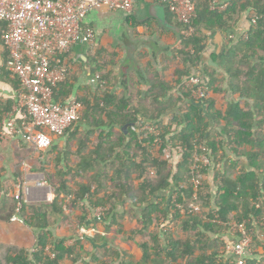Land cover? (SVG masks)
<instances>
[{"label": "trees", "instance_id": "1", "mask_svg": "<svg viewBox=\"0 0 264 264\" xmlns=\"http://www.w3.org/2000/svg\"><path fill=\"white\" fill-rule=\"evenodd\" d=\"M219 1L221 4L229 2V6L216 11L211 9L212 0H194L195 35L182 36L179 49L175 51L184 67L177 73L178 83L181 85L182 77L190 76L202 66L210 78L209 89L213 88V70L201 59L208 34L228 31L237 12L251 11L258 16V21L247 32V40L232 41L227 46L228 52L212 56L229 75L232 90L254 101L251 109L244 101L228 106L223 118L226 128H230L228 133L235 136L229 143L233 141L231 146L237 156L245 157L250 166L242 168L241 161L227 160L221 173L216 175L217 170H214L212 186L203 181L197 200L193 198L191 181L195 155L208 154L214 163L225 161L217 139L221 135L219 131L214 132L216 117L210 98L204 103L209 121L203 116L201 105L196 103H189L184 112L182 109L177 113L172 111L178 104L183 106L189 101V94L180 89L181 96L176 101H157L150 107L152 112L145 113L140 105L135 106L132 97H119L111 92L104 73L108 62H100V59L95 69L100 79L94 90L84 86L80 88L83 95L73 97L77 80L69 75L54 92V101L83 104L80 122L90 131L79 141L78 168L60 170L56 174L60 179L58 187H54L51 175H47L48 183L55 189L50 206L57 216L64 215V206L74 215L78 211L75 219L79 227L101 225L107 233L114 229L124 234L130 244L142 250L141 264H237V258L227 252L228 241L224 240L234 223L244 227L252 237V251L245 256V264H264V252L258 251L260 247L264 250V0ZM6 64L7 61L3 80L9 78L16 90L18 78L10 73ZM13 102L0 103V122ZM164 117L171 118L170 124H163ZM149 122L162 126L159 137L142 131L141 127L131 126L126 134L123 131L126 125ZM96 133V140H90ZM200 146L206 150H199ZM246 147L249 150H245ZM168 149L173 152L170 156ZM178 149L183 153L178 154ZM12 150L10 187L4 177L5 168L2 165L0 168V223L6 225L15 224L11 217L16 213L17 202L11 197L10 188L21 180V164L28 161L33 167H40L34 146L16 141ZM86 150L89 152L85 153ZM238 167L240 170L236 173ZM190 204L199 205L202 211H190ZM97 208L106 209L100 223L90 221L89 217ZM19 213L26 225L19 230L26 237L17 243H0V264H92L100 260L106 261L101 264H116L120 254L107 245L97 251L94 260L81 259L77 249L82 248L83 237L78 233L72 237V246H66L67 238H53L49 230L50 212L46 209L39 211L36 206L24 203ZM177 230L183 233V238L177 236ZM93 238L100 244L106 240L101 235ZM235 242L232 240L233 244ZM122 262L132 264L125 256Z\"/></svg>", "mask_w": 264, "mask_h": 264}, {"label": "crops", "instance_id": "2", "mask_svg": "<svg viewBox=\"0 0 264 264\" xmlns=\"http://www.w3.org/2000/svg\"><path fill=\"white\" fill-rule=\"evenodd\" d=\"M133 4V10L129 13L95 9L87 15L81 28L93 30L95 34L94 48H88L86 51L88 65L92 68L93 74H96L95 69L99 63V59L100 62H108L104 73L109 79L108 85L110 86L111 92L119 97H132L135 101V106L140 105L142 111L149 114L152 112L150 107L154 103H157V101L159 103L174 102L177 97L181 96L179 90L180 84L178 83L180 78L177 73L180 69H184V67L181 65L180 59L176 57L175 51L179 49L182 36L179 38L176 32L161 28L157 20L153 17L157 16V11L154 9L157 7L154 6L156 4H163L160 0H143L142 3H139L138 0H133ZM166 15L170 24L181 28L167 7ZM254 16V13L251 11L243 13L237 12L230 22L231 28L228 31H218L208 34V38L204 42L203 52L201 53L202 62L212 68L214 74L215 86L210 89L209 98L213 101L211 107L216 117L214 132L219 131L221 135L217 139L222 146L220 153L225 156V161L222 162L219 160L216 163V165H219L216 168L217 174L211 169L205 174L204 180L211 186L215 174L218 175L221 173L223 164L227 160L241 161L242 168L248 169L250 166L245 157L237 156L236 150H234L233 145L231 146L233 141L229 143L235 136L228 133V129L230 130V128H226V123L223 118L228 110V106L244 101L246 105L248 104L247 108L251 109L254 106V101L245 99L241 96V92L232 90L229 75L217 62L213 61L212 56H219L224 51L228 52L227 46L232 41H242L251 28V21ZM218 33L222 36L223 47L217 55L215 53L217 48L214 46V39ZM78 51L79 46H75L65 57L69 75H72V78L77 80L74 84L73 97L76 95L82 96L84 91H80V88L82 89L84 86H90L93 90L96 88V85L90 84L88 81L86 66L78 60ZM8 56V51L0 39V103L3 104L13 102L12 100L15 98V88L9 82V78L3 80L4 64ZM211 60L214 64H211ZM199 69L202 72L203 81L209 83L210 78L206 75L204 67L200 66ZM196 73L197 71L193 70L192 74ZM71 82L73 81L71 80ZM177 106V109L175 107L172 110L175 113L180 109H184V106H180L179 104ZM242 108L243 105L241 104L240 109ZM209 119L211 120L210 117L206 118L207 121ZM170 121L171 118L169 117L162 119L164 125H168ZM137 127H140V125L134 126L133 128ZM89 131L90 129L88 127L79 122L73 124L61 135H52L51 146L35 156L40 167L28 165V169L22 173V187L29 188V193H22L24 201L31 206H36L39 211L46 209L50 212L51 224L49 230L55 239L67 238L66 246L73 245L74 240L72 237L75 233H78L79 225L75 219L78 211L74 215L67 209V206H64V215H56L55 210L50 206L55 196V189L48 183L47 175H51L54 187H58L60 185V179L56 174L60 170L65 171L68 168H78V163L81 159L79 158L81 157L79 154L81 143L79 141ZM228 134L229 136H227ZM96 138L97 133L93 137H89L93 141ZM13 145L14 143L2 144L0 146V164L5 168L4 177L9 187L12 184L10 181L13 178L10 171ZM245 150H249V147H246ZM88 152L89 150L85 151V153ZM262 165L264 166V164ZM239 170L240 167L237 168L236 173H239ZM38 181H42L44 186L37 187ZM21 226L26 225L23 223L10 225L0 223V243L12 244L14 242H20L21 239L24 240L26 234L22 233L23 231L20 232L19 229ZM94 227L98 229L102 237H106V240L100 244L94 240V236H80L83 237V241L80 243L82 248L79 246L77 250L79 251V257L81 259L87 262L94 260L95 255L99 253L97 251L102 249L104 245H107L111 249H115L118 255L120 254L115 261L116 264H124L122 262L124 256L126 257V261H131L132 264H141L143 257L142 250L137 245L130 244L127 236L118 234L114 229H111L107 233L101 225ZM176 232L178 237L183 238L184 235L182 232L178 230ZM234 239L233 232L231 230L229 232L227 231L224 240L232 242ZM136 241H138L137 238ZM258 251L259 253L264 252L261 247L258 248ZM92 262V264H101L106 261L100 260Z\"/></svg>", "mask_w": 264, "mask_h": 264}, {"label": "built area", "instance_id": "3", "mask_svg": "<svg viewBox=\"0 0 264 264\" xmlns=\"http://www.w3.org/2000/svg\"><path fill=\"white\" fill-rule=\"evenodd\" d=\"M160 1L181 25L182 36L192 38L195 35L193 21L197 17L194 0ZM228 6L229 2H211V9L216 11L225 10ZM133 7V0H0V38L9 55L6 65L19 81L13 99L15 103L0 122V146L22 141L34 146L35 154L39 155L50 147L52 135H61L72 124L80 121L83 110L81 103L62 104L54 101L55 89L69 75L65 57L78 44L94 48V31L81 28L91 11L106 9L129 13ZM258 19V16H254L251 23L255 24ZM247 39L248 35H245L241 40ZM99 79V75H96L93 82L96 83ZM179 89L189 94L186 106L196 103L206 111L204 103L209 97L210 89L200 72L183 77ZM140 127L142 131L156 137L161 135L163 129L150 122L141 123ZM198 149L206 150L203 146ZM177 152L182 154L183 150L178 149ZM172 153L171 149L167 150L169 156ZM213 165L208 154L201 157L195 155L191 179L194 200H197L205 179L202 171ZM26 169L28 163L24 161L21 170ZM21 183L22 181H18L14 191L10 193L17 202L16 213L11 221L17 223H24L19 216L24 204L22 193H29V188L22 187ZM36 186L43 187L44 183L38 181ZM189 209L197 213L202 211L196 204H190ZM105 213V208H97L90 213V220L100 223ZM231 226L236 242H227L226 250L237 258V264H245V256L252 251V237L244 227H238L235 223ZM78 234L101 235L97 228L85 226L78 228ZM34 251L35 249L32 250Z\"/></svg>", "mask_w": 264, "mask_h": 264}, {"label": "water", "instance_id": "4", "mask_svg": "<svg viewBox=\"0 0 264 264\" xmlns=\"http://www.w3.org/2000/svg\"><path fill=\"white\" fill-rule=\"evenodd\" d=\"M138 2L142 3L143 0H138ZM152 6H154V5H152ZM154 7H157V8H154L157 11V16H153V17L157 20L159 26L165 30H171V31L176 32L177 35L179 36V38H181V30L182 29L180 27H177V26L170 24L167 20L166 6L163 4H156ZM151 17H148V18H151ZM78 46H79L78 60H80L86 66L85 69L87 70V73H88V75H87L88 81L90 82V84H93L94 83L93 82L94 74H93L92 68L89 67V65H88V58L86 55V51L88 50V46L85 44H81V45L78 44ZM214 46L217 48L215 53L218 55L219 52L222 50V47H223V40H222V36L220 33H218L216 35V38L214 39ZM210 62H211V64H214L212 60ZM131 126L132 127L139 126V123L134 125V126L133 125L124 126L123 131L125 134L127 133V129Z\"/></svg>", "mask_w": 264, "mask_h": 264}, {"label": "clouds", "instance_id": "5", "mask_svg": "<svg viewBox=\"0 0 264 264\" xmlns=\"http://www.w3.org/2000/svg\"><path fill=\"white\" fill-rule=\"evenodd\" d=\"M181 29H182V27H181ZM181 36H182V32H181ZM194 71L200 72V73L202 74V72H201V70L199 69V67L196 68ZM191 75H192V74H191ZM95 76H96V74L94 75L93 78H95ZM99 77H100V76H99ZM185 77H186V76H185ZM182 78H183V77H182ZM181 80H182V79H181ZM98 83H99V80H98L96 83H93V84L96 85V84H98ZM62 84H63V83H62ZM208 84H209V83H207V85H208ZM60 85H61V84H60ZM208 87H209V86H208ZM209 93H210V91H209ZM208 99H209V97H208ZM74 102H76V101H74ZM69 103H71V102H69ZM72 103H73V102H72ZM78 103H79V102H78ZM66 104H67V103H66ZM81 104H82V103H81ZM185 104H186V103L183 104V106H184V109H182L183 112H184V110H186V105H185ZM82 105H83V104H82ZM83 107H84V106H83ZM206 107H207V106H206ZM206 109H207V108H206ZM206 109H205V110H206ZM203 110H204V109L202 108L201 111H202L203 114H204L203 116L206 117V111L204 112ZM82 111H83V110H82ZM80 119H81V118H80ZM79 122H80V121H79ZM79 122H77V123H79ZM75 123H76V122H75ZM75 123H74V124H75ZM140 124H141V123H140ZM140 124H139V125H140ZM72 125H73V124H72ZM72 125H71V126H72ZM71 126H70V127H71ZM70 127H69V128H70ZM50 146H51V145H50ZM47 149H48V148H47ZM34 153H35V152H34ZM40 153H41V152H40ZM40 153H39V154H40ZM35 156H37V155L35 154ZM26 162L28 163V165H31L28 161H26ZM213 164H214V165H213L212 167H208V168H206V170L204 169V170H205V172H203L204 175H205L208 171H210V169H211L212 171H214V170H216V168L219 166V165H216V163H214V160H213ZM20 170H21V166H20ZM21 172L23 173L22 170H21ZM22 173H21V174H22ZM18 181H19V182H20V181H23V174H22V176H21V180H18ZM18 181H16V183L10 188V193L14 191V187L17 185ZM203 181H204V180H203ZM10 195H11V194H10ZM11 197H13V196L11 195ZM24 203L27 204V202H25V201H24ZM19 215H20V214H19ZM12 217H13V216H12ZM12 217H11V219H12ZM20 217H21V216H20ZM21 218H22V217H21ZM23 220H24V219H23ZM92 221H94V220H92ZM11 222H12V221H11ZM94 222H95V221H94ZM12 223H17V222H12ZM20 224H21V223H20ZM23 224H25V221H24ZM81 227H82V226H81ZM78 235H79V234H78ZM99 235H100V234H99ZM79 236H80V235H79ZM229 243H230V242H229ZM33 249H34V248H32L31 251H32ZM46 249H47V248H46ZM34 252H35V251H34Z\"/></svg>", "mask_w": 264, "mask_h": 264}, {"label": "rangeland", "instance_id": "6", "mask_svg": "<svg viewBox=\"0 0 264 264\" xmlns=\"http://www.w3.org/2000/svg\"><path fill=\"white\" fill-rule=\"evenodd\" d=\"M1 163V162H0ZM0 166H1V164H0ZM10 171H12L11 169H10Z\"/></svg>", "mask_w": 264, "mask_h": 264}]
</instances>
